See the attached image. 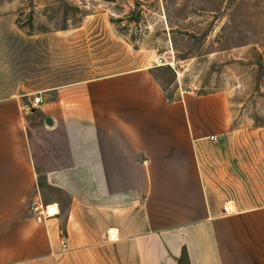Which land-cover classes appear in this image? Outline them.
I'll return each mask as SVG.
<instances>
[{
  "label": "crops",
  "instance_id": "crops-1",
  "mask_svg": "<svg viewBox=\"0 0 264 264\" xmlns=\"http://www.w3.org/2000/svg\"><path fill=\"white\" fill-rule=\"evenodd\" d=\"M2 8L0 264H264V124L235 127L224 94L167 91L150 67L36 104Z\"/></svg>",
  "mask_w": 264,
  "mask_h": 264
},
{
  "label": "rangeland",
  "instance_id": "rangeland-1",
  "mask_svg": "<svg viewBox=\"0 0 264 264\" xmlns=\"http://www.w3.org/2000/svg\"><path fill=\"white\" fill-rule=\"evenodd\" d=\"M31 101L48 88L153 68L175 88L227 97L234 126L264 124V0H0ZM31 102L28 122L40 107ZM34 109V111H33Z\"/></svg>",
  "mask_w": 264,
  "mask_h": 264
},
{
  "label": "built area",
  "instance_id": "built-area-1",
  "mask_svg": "<svg viewBox=\"0 0 264 264\" xmlns=\"http://www.w3.org/2000/svg\"><path fill=\"white\" fill-rule=\"evenodd\" d=\"M43 102L42 97H37L35 103L39 104ZM32 212L37 221L43 222L48 219L53 213L50 212L49 206H45L43 202L34 200L31 205Z\"/></svg>",
  "mask_w": 264,
  "mask_h": 264
},
{
  "label": "trees",
  "instance_id": "trees-1",
  "mask_svg": "<svg viewBox=\"0 0 264 264\" xmlns=\"http://www.w3.org/2000/svg\"><path fill=\"white\" fill-rule=\"evenodd\" d=\"M180 264H191L186 252H184V254L182 255V258L180 259Z\"/></svg>",
  "mask_w": 264,
  "mask_h": 264
}]
</instances>
